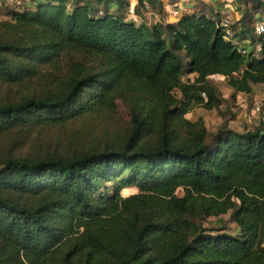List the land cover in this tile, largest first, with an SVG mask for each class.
Listing matches in <instances>:
<instances>
[{
  "label": "trees",
  "instance_id": "1",
  "mask_svg": "<svg viewBox=\"0 0 264 264\" xmlns=\"http://www.w3.org/2000/svg\"><path fill=\"white\" fill-rule=\"evenodd\" d=\"M135 1L137 14L171 5ZM217 5L214 16L197 4L151 26L128 20L130 0L7 11L0 82L30 92L0 101V134L119 121L120 105L128 124L117 143L0 159V264H264V119L210 133L187 117L222 104L211 78L231 99L264 88V37L249 36L244 20L253 13L244 10L240 34L262 48L242 54ZM211 217L218 227L202 224Z\"/></svg>",
  "mask_w": 264,
  "mask_h": 264
},
{
  "label": "rangeland",
  "instance_id": "2",
  "mask_svg": "<svg viewBox=\"0 0 264 264\" xmlns=\"http://www.w3.org/2000/svg\"><path fill=\"white\" fill-rule=\"evenodd\" d=\"M37 0H0V23L10 21L7 11L10 9H31ZM223 1V4L217 5ZM70 3V1H68ZM136 1L130 0V7L127 9L126 15L128 20H134L135 23L144 22L149 26L156 22L166 24L177 20L181 12L192 8L194 5L202 4L203 10L209 15H215V7L224 6L223 16H231L233 36L242 38L240 32L243 28V23L240 19L244 16L247 9L253 13L254 19L249 20L246 17L245 25L251 31L249 36L253 35L254 22L264 17V7L256 8L252 0H248V4H244L241 0H170V6H166L160 14L155 11H143L137 14L134 11ZM255 7V8H254ZM245 10V11H244ZM0 25V30H1ZM254 37V36H253ZM250 38V37H248ZM256 38V37H254ZM257 39V38H256ZM237 42V41H236ZM179 55L186 61L184 52ZM192 79V76H190ZM211 81L217 86L220 94L223 96V102L218 109L206 110L201 107L192 109L188 118L194 120L199 117L203 118L207 129L210 133H214L221 125H226L234 130L243 131L246 128L253 127L254 123H258L260 119H264L261 111L254 112L253 103L260 95L255 98L249 97L246 94L237 96L236 99H231V91L228 89L219 77L211 78ZM27 88H38L32 85L25 86ZM41 90V89H40ZM30 92V89L23 87L9 86L0 82V101L14 100L24 94ZM260 94V93H259ZM121 110V118L116 120L96 119L90 120L87 127L82 123H68L58 127H44L31 132L22 129L13 130L8 133L0 134V159L8 155L16 156H43L46 154L68 155L72 152L80 151L97 143L101 146L113 144L120 141L127 128L126 109L119 106ZM223 220L226 230L231 233H236L238 228L235 223L230 220L229 214H224L219 217ZM217 217L207 218L202 224L205 227H218Z\"/></svg>",
  "mask_w": 264,
  "mask_h": 264
},
{
  "label": "built area",
  "instance_id": "3",
  "mask_svg": "<svg viewBox=\"0 0 264 264\" xmlns=\"http://www.w3.org/2000/svg\"><path fill=\"white\" fill-rule=\"evenodd\" d=\"M219 26L223 30V35L226 40H234L233 39V31L231 29L232 19L231 16H223L219 22ZM253 36L256 38L264 37V17L257 19L253 25ZM236 42V41H235ZM249 46L245 47L242 45H238L239 50L242 54H247L250 50H254V53H258L262 48V41H258L252 43L248 40ZM264 106V93L260 95L253 103V109L257 112L261 110V107Z\"/></svg>",
  "mask_w": 264,
  "mask_h": 264
},
{
  "label": "crops",
  "instance_id": "4",
  "mask_svg": "<svg viewBox=\"0 0 264 264\" xmlns=\"http://www.w3.org/2000/svg\"><path fill=\"white\" fill-rule=\"evenodd\" d=\"M237 40V44L238 45H242V46H249V43H248V40H250V38H248L247 36H245V37H242V38H238V39H236ZM254 93L252 94V95H250L252 98H255L256 96H258V95H262L263 93H264V88L263 87H261L260 85H255L254 87ZM231 91V90H230ZM260 93V94H259ZM240 95H243V93H238L237 95H236V97L237 96H240ZM249 96V95H248ZM249 96V97H250Z\"/></svg>",
  "mask_w": 264,
  "mask_h": 264
}]
</instances>
